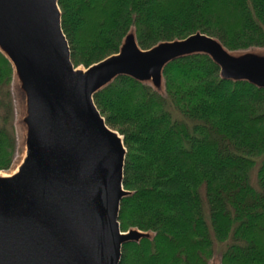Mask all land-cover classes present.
<instances>
[{
	"label": "trees",
	"instance_id": "16d2710c",
	"mask_svg": "<svg viewBox=\"0 0 264 264\" xmlns=\"http://www.w3.org/2000/svg\"><path fill=\"white\" fill-rule=\"evenodd\" d=\"M58 7L71 62L85 69L117 54L132 30L142 50L195 33L229 52L264 48V0H58ZM162 77V94L119 76L93 97L126 149L122 185L131 194L120 203V230L152 234L125 244L119 264H209L215 243L225 246L220 264H264V90L222 79L201 54L170 62ZM12 80L0 52V89ZM8 99L6 91L2 173L17 154ZM255 167L258 189L249 182Z\"/></svg>",
	"mask_w": 264,
	"mask_h": 264
},
{
	"label": "water",
	"instance_id": "95a60500",
	"mask_svg": "<svg viewBox=\"0 0 264 264\" xmlns=\"http://www.w3.org/2000/svg\"><path fill=\"white\" fill-rule=\"evenodd\" d=\"M0 52L23 99V155L0 172V264H119L122 247L152 234L120 230L126 149L93 97L119 76L163 93L162 72L208 56L220 77L264 90V54L227 51L195 33L148 50L129 32L117 54L75 67L58 0H0Z\"/></svg>",
	"mask_w": 264,
	"mask_h": 264
},
{
	"label": "rangeland",
	"instance_id": "374dc122",
	"mask_svg": "<svg viewBox=\"0 0 264 264\" xmlns=\"http://www.w3.org/2000/svg\"><path fill=\"white\" fill-rule=\"evenodd\" d=\"M75 17H76V15H73V13H72L70 16V19L72 21H75ZM249 51L264 54V48H262V49H257V48L256 49H250ZM238 53H242V52H238ZM6 91L9 93V99H8L9 101L8 100H5V101L9 102V104L11 106V113H10V117H9L10 126L8 128H9V130L11 129V132L14 134L15 139L17 141V154L15 156V160H14V163H13L12 168H11V170H12V169L16 168L17 165L19 164V162L21 161L22 155H23V150H24L23 144H22L23 128L20 125V120H21L23 113H24V104H23V99L17 90L16 81L14 79L12 80V82L10 83L8 88L5 87L4 90L0 89V99L2 98V94L4 95V92H6ZM0 113L1 114L3 113L2 109H0ZM258 161H260V160H258ZM8 173L10 174L11 171L4 172L3 174H8ZM249 182H250V185L252 187H254L255 189H258L257 179H256V167L249 174ZM201 193H202L201 195L203 196V191ZM203 213H204L205 221L209 225L208 210H207V206L205 203H203ZM224 249H225V246L223 244L215 243L214 244L213 258L209 264H220V257H221V254H222Z\"/></svg>",
	"mask_w": 264,
	"mask_h": 264
}]
</instances>
